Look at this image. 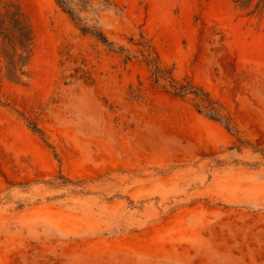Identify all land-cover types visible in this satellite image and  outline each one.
<instances>
[{
	"label": "rangeland",
	"instance_id": "1",
	"mask_svg": "<svg viewBox=\"0 0 264 264\" xmlns=\"http://www.w3.org/2000/svg\"><path fill=\"white\" fill-rule=\"evenodd\" d=\"M258 1H0V264H264Z\"/></svg>",
	"mask_w": 264,
	"mask_h": 264
},
{
	"label": "trees",
	"instance_id": "2",
	"mask_svg": "<svg viewBox=\"0 0 264 264\" xmlns=\"http://www.w3.org/2000/svg\"><path fill=\"white\" fill-rule=\"evenodd\" d=\"M59 1L64 4L67 3V0H59ZM236 1L241 2V3H246L251 0H236ZM261 2H264V0H259L258 4H260ZM6 5L9 6L10 9L11 7H14L15 9L13 10L9 9L6 15L0 19V36L4 37V40L6 41L7 44H12V45L14 44V39L11 36L10 29L5 24L6 21L9 20L10 24H12L13 27H15L18 32V35L16 37L17 38L16 42L19 43L22 46V48H27L32 40L31 27L28 24L27 20L23 17V13L21 12V10L19 9L16 3L9 2V3H6ZM68 11L73 14L71 7ZM4 53H5V56L8 57L7 66L10 71V75L16 77V70H15L16 64L20 61V59H24L25 57L20 55L19 60L18 61L15 60L13 58V55H11L8 52L7 47L4 48ZM154 66H155V72L159 74L161 72L160 67L156 63ZM191 88H194V87L190 85L189 83L181 84L178 86L174 85V91L176 94H184ZM207 110L211 115L215 114V110L213 107H208Z\"/></svg>",
	"mask_w": 264,
	"mask_h": 264
}]
</instances>
